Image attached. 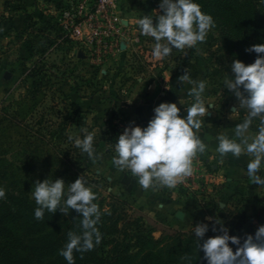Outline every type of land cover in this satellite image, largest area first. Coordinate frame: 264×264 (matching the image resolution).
I'll return each instance as SVG.
<instances>
[{
    "label": "rangeland",
    "instance_id": "374dc122",
    "mask_svg": "<svg viewBox=\"0 0 264 264\" xmlns=\"http://www.w3.org/2000/svg\"><path fill=\"white\" fill-rule=\"evenodd\" d=\"M259 1L264 18V0ZM159 4L160 0H0V109L9 113L18 110L24 121L21 127L13 126L5 114L0 115L5 118L0 122V186L6 190L0 208L31 217L35 201L30 191L37 180L50 176L72 183L83 176L103 211L114 202L108 196L113 194L126 202L115 206L119 211L125 208L130 220L141 216L147 225L157 221L180 232L179 238L167 233L158 249L173 257L181 249V256L191 257L194 264L203 260L204 253L198 250L193 226L201 222L211 226L219 220L230 235L241 236L243 242L247 234H255L264 225V188L246 180L248 185L231 192L221 183L206 184L202 189L193 176L199 164L208 171L210 166L204 163L207 156L200 154L193 162L192 175L175 188L145 191L130 172L113 165L115 140L130 124L147 126L154 108L162 102H176L180 115L186 117L190 85L178 79L186 69L193 79L209 82L207 96L215 104L209 106L199 132L234 128L240 123L230 118L237 98L223 88V80L232 75L230 65L235 59L252 62L244 50L236 51L233 38L250 45L255 40L240 30H231L233 36L222 34L219 20H214L215 27L197 48L173 49L168 57L155 59L151 54L154 40L140 34L137 20L143 14L155 16ZM153 20L156 23V17ZM36 61L39 63L34 65ZM25 66L38 75L27 76ZM62 101L74 102L82 112L72 114L67 134L80 135L82 126L95 130V147L102 154L95 162L85 153L63 154L61 150L67 153L71 143L68 139L53 141L49 130H56L69 116L61 110ZM243 115L241 111L240 118ZM29 140L34 144H28ZM196 190L204 191L198 202L192 198ZM179 210L187 218L176 217ZM219 234L210 227L203 239ZM153 235L161 239L160 231ZM230 246L234 251L237 248ZM54 257L61 258L59 254ZM49 259L51 256L45 257L42 264Z\"/></svg>",
    "mask_w": 264,
    "mask_h": 264
},
{
    "label": "clouds",
    "instance_id": "9594fccd",
    "mask_svg": "<svg viewBox=\"0 0 264 264\" xmlns=\"http://www.w3.org/2000/svg\"><path fill=\"white\" fill-rule=\"evenodd\" d=\"M159 10L155 16L143 14L137 20L140 34L154 40L151 54L155 59L168 57L173 49L197 48L215 27L213 17L202 11L197 0H160ZM246 51L257 54L254 63L235 59L230 65L232 75L223 80V88L237 98L236 110L230 118L240 123L217 135L215 152L221 160L229 155L237 159L246 157L247 167L241 171L251 184L264 188V43L252 45ZM178 79L190 85L187 88L190 105L185 106L183 99L180 101L186 108V117L180 115L181 108L176 102H162L154 108V116L147 126L130 124L115 140L113 165L121 172H130L145 191L175 188L192 175L197 156L208 151V145L198 133L205 123L209 106L215 105L207 96L209 82L193 79L187 69ZM254 125L257 130L253 131ZM79 132L80 135H69L68 139L95 162L102 155L95 147V130L82 126ZM5 197L6 190L0 186V199ZM30 198L37 205L36 220H43L46 212L60 211L67 216L74 209L81 214L80 231H69L66 243L59 250L67 264H75L74 252L83 254L101 243L102 233L97 225L102 213L94 202L97 194L83 176L72 183L50 176L43 181L37 180ZM210 227L222 234L203 239ZM193 229L198 250H203L207 264H264V225H260L255 234H247L243 242L241 237L230 235L229 229L219 220L211 226L201 222ZM230 245H236V250ZM183 259L190 264L191 257Z\"/></svg>",
    "mask_w": 264,
    "mask_h": 264
},
{
    "label": "trees",
    "instance_id": "16d2710c",
    "mask_svg": "<svg viewBox=\"0 0 264 264\" xmlns=\"http://www.w3.org/2000/svg\"><path fill=\"white\" fill-rule=\"evenodd\" d=\"M197 2L203 11L210 14L214 20H219L222 34L233 36L231 30L234 32L240 30L255 40L252 45L264 43V18L260 13L259 0H197ZM237 38H233L236 51L244 50V56L254 63L257 54L246 51L252 45L243 44ZM38 63L39 61H36L34 65ZM24 70L27 76L38 75L37 71L28 66H25ZM61 110L69 113V116L64 118L56 130H49L54 142L68 139L69 134L66 131L74 120L72 114L82 113L74 102L65 101ZM3 114L13 126L21 127L24 124V121L19 119L18 110L9 113L0 109V115ZM4 119H0V122ZM28 127V125L24 126V128ZM40 140L44 141V138ZM28 144L34 143L29 140ZM68 146V149H65L67 153L61 150L63 154L82 153L72 141ZM244 159L241 157L239 160L244 161ZM77 174L81 173L77 172ZM108 196L114 201L110 203L111 207L105 211L99 207L102 215L97 227L102 233V241L92 251L83 254L74 252L75 264H186L181 256V249L177 257L164 256L158 249L167 233L172 232L179 238L180 232L157 221L147 225L141 216L130 220L131 215L125 208L122 207L119 211L115 206L116 203L124 205L126 202L113 194ZM33 206L35 210L37 205L33 203ZM80 216L81 214L73 209L67 216L60 211L55 214L46 212L43 220H36L34 215L27 217L18 210L0 208V264H42L47 256H51V259L45 264H67L62 256L61 258L54 256L59 254V250L66 243L69 231H80ZM156 231L161 232L160 240L154 238L153 234ZM194 264H207V261L203 258L202 261Z\"/></svg>",
    "mask_w": 264,
    "mask_h": 264
},
{
    "label": "crops",
    "instance_id": "0c3cea01",
    "mask_svg": "<svg viewBox=\"0 0 264 264\" xmlns=\"http://www.w3.org/2000/svg\"><path fill=\"white\" fill-rule=\"evenodd\" d=\"M221 132H222L221 130L220 131L206 130V132H202V133L199 132L198 134L200 138L204 140V142L208 145V151L204 153V155L207 156V159H205L207 162L204 163L207 164L208 167L210 166V171H214V177L213 178L209 177L207 184L209 186H215L216 184L221 183L225 187V190L227 192H231L233 188L242 187L243 184L248 185V182H250V181L246 182V180L249 179L246 176V174L241 171L242 168L246 169L247 159H244V161H240L239 159L241 158L237 159L229 155L223 158V160H221L219 155L215 152V148L217 145L216 137ZM204 187L205 186H202V189H204ZM193 188L194 187H192V189ZM203 192H204L203 190L202 191L196 190L192 192V198L194 199L195 202H198V198H201L200 196L201 194H203ZM234 192L235 191H232V193ZM185 217L187 218L186 213H185ZM237 232H239V229H237ZM240 233H242V231H240Z\"/></svg>",
    "mask_w": 264,
    "mask_h": 264
},
{
    "label": "built area",
    "instance_id": "2783aa9c",
    "mask_svg": "<svg viewBox=\"0 0 264 264\" xmlns=\"http://www.w3.org/2000/svg\"><path fill=\"white\" fill-rule=\"evenodd\" d=\"M197 171L198 172L193 177L194 183L199 184V186H205L208 183L209 177H214V171H208L207 167L203 164H199Z\"/></svg>",
    "mask_w": 264,
    "mask_h": 264
},
{
    "label": "water",
    "instance_id": "95a60500",
    "mask_svg": "<svg viewBox=\"0 0 264 264\" xmlns=\"http://www.w3.org/2000/svg\"><path fill=\"white\" fill-rule=\"evenodd\" d=\"M176 216L179 219L183 220L185 218V213L183 211L179 210V211H177Z\"/></svg>",
    "mask_w": 264,
    "mask_h": 264
}]
</instances>
